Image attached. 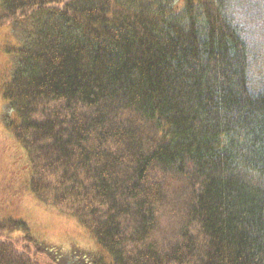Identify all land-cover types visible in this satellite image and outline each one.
Instances as JSON below:
<instances>
[{"label":"trees","instance_id":"obj_1","mask_svg":"<svg viewBox=\"0 0 264 264\" xmlns=\"http://www.w3.org/2000/svg\"><path fill=\"white\" fill-rule=\"evenodd\" d=\"M8 25V175L111 259L89 264H264V0H0ZM19 240L0 264H40Z\"/></svg>","mask_w":264,"mask_h":264},{"label":"rangeland","instance_id":"obj_2","mask_svg":"<svg viewBox=\"0 0 264 264\" xmlns=\"http://www.w3.org/2000/svg\"><path fill=\"white\" fill-rule=\"evenodd\" d=\"M24 33L22 28L15 25L0 28V87L5 82L12 63V52L9 49L20 43ZM3 105L6 103L1 97L0 89V113L4 109ZM5 110L6 108L3 112ZM5 125L0 122V136L8 134ZM4 142L0 138V223L8 219L20 220L28 230H2L0 240L19 238L17 247L29 249L40 264H89L100 256L105 261L111 260L98 246L94 237L73 216L60 213L31 194L26 184L21 181L10 180L8 171L19 164L11 162L21 149L15 141L3 149ZM183 199L182 182L171 180L167 188L164 211L159 220L162 236L170 237L174 229H177Z\"/></svg>","mask_w":264,"mask_h":264},{"label":"bare ground","instance_id":"obj_3","mask_svg":"<svg viewBox=\"0 0 264 264\" xmlns=\"http://www.w3.org/2000/svg\"><path fill=\"white\" fill-rule=\"evenodd\" d=\"M183 224L185 225V227H189L190 222L189 221H185V222H183Z\"/></svg>","mask_w":264,"mask_h":264}]
</instances>
